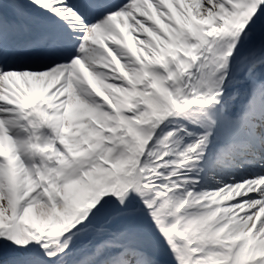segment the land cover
I'll list each match as a JSON object with an SVG mask.
<instances>
[{
	"label": "snow or ice",
	"instance_id": "snow-or-ice-1",
	"mask_svg": "<svg viewBox=\"0 0 264 264\" xmlns=\"http://www.w3.org/2000/svg\"><path fill=\"white\" fill-rule=\"evenodd\" d=\"M0 264H264V0H0Z\"/></svg>",
	"mask_w": 264,
	"mask_h": 264
}]
</instances>
